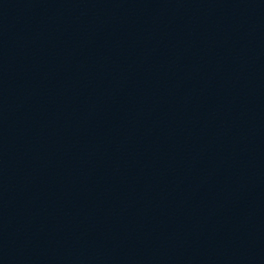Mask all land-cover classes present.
<instances>
[{
    "label": "water",
    "instance_id": "1",
    "mask_svg": "<svg viewBox=\"0 0 264 264\" xmlns=\"http://www.w3.org/2000/svg\"><path fill=\"white\" fill-rule=\"evenodd\" d=\"M0 264H264V0H0Z\"/></svg>",
    "mask_w": 264,
    "mask_h": 264
}]
</instances>
